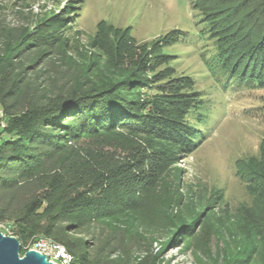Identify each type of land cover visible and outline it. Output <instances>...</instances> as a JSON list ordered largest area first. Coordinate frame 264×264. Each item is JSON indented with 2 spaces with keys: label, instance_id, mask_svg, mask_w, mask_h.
Here are the masks:
<instances>
[{
  "label": "trees",
  "instance_id": "obj_1",
  "mask_svg": "<svg viewBox=\"0 0 264 264\" xmlns=\"http://www.w3.org/2000/svg\"><path fill=\"white\" fill-rule=\"evenodd\" d=\"M191 4L215 40L211 74L264 89V0ZM239 9L246 12L231 25L238 28L233 32L228 24ZM29 29V22L10 24L0 17V224L11 226L24 243L51 238L72 255V264H113L109 256L135 240L122 221L196 150L199 131L190 118L201 94L188 76L170 80L169 69L151 85L145 73L168 57L150 58L125 34L114 45V60L137 71L96 79L75 68L71 57L61 60L55 35ZM181 34L175 31L167 44ZM148 88L154 96L143 93ZM253 168L246 175H254ZM255 183L251 191L259 199L264 178ZM252 225L254 248H239L225 264H264V218ZM144 252L140 264H157L152 249Z\"/></svg>",
  "mask_w": 264,
  "mask_h": 264
},
{
  "label": "rangeland",
  "instance_id": "obj_2",
  "mask_svg": "<svg viewBox=\"0 0 264 264\" xmlns=\"http://www.w3.org/2000/svg\"><path fill=\"white\" fill-rule=\"evenodd\" d=\"M0 9L7 23L29 22L31 32L55 35L61 60L71 57L90 77L121 79L137 71L114 60V45L125 34L150 58L153 53L168 57L145 73L151 85L169 69L170 80L188 76L201 94L200 108L190 118L199 131L196 150L173 165L140 209L122 221L135 240L111 254V263L140 264L145 249L153 250L157 264H225L243 249L251 252L252 223L264 218V196L257 199L251 191L258 176L264 178V89L211 74L215 40L191 0H0ZM245 12H235L231 31ZM175 31L182 34L167 44ZM143 93L155 95L150 88ZM251 164L255 177L246 175ZM11 229L0 224L5 235Z\"/></svg>",
  "mask_w": 264,
  "mask_h": 264
},
{
  "label": "water",
  "instance_id": "obj_3",
  "mask_svg": "<svg viewBox=\"0 0 264 264\" xmlns=\"http://www.w3.org/2000/svg\"><path fill=\"white\" fill-rule=\"evenodd\" d=\"M0 264H55L37 251L20 255V243L16 237L4 235L0 230Z\"/></svg>",
  "mask_w": 264,
  "mask_h": 264
},
{
  "label": "built area",
  "instance_id": "obj_4",
  "mask_svg": "<svg viewBox=\"0 0 264 264\" xmlns=\"http://www.w3.org/2000/svg\"><path fill=\"white\" fill-rule=\"evenodd\" d=\"M5 235V234H4ZM8 236H12V232L7 234ZM20 243V255L21 257L27 251H37L47 257V259L55 264H72L73 257L67 251V249L52 240L51 238L39 237L28 244H24V242L19 241Z\"/></svg>",
  "mask_w": 264,
  "mask_h": 264
}]
</instances>
